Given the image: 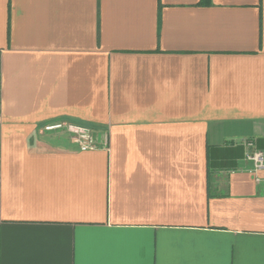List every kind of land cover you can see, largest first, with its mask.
Instances as JSON below:
<instances>
[{
	"label": "crops",
	"instance_id": "crops-1",
	"mask_svg": "<svg viewBox=\"0 0 264 264\" xmlns=\"http://www.w3.org/2000/svg\"><path fill=\"white\" fill-rule=\"evenodd\" d=\"M255 151L264 0H0V264H264Z\"/></svg>",
	"mask_w": 264,
	"mask_h": 264
},
{
	"label": "built area",
	"instance_id": "built-area-1",
	"mask_svg": "<svg viewBox=\"0 0 264 264\" xmlns=\"http://www.w3.org/2000/svg\"><path fill=\"white\" fill-rule=\"evenodd\" d=\"M47 131H66L72 135V141L81 151L95 150L100 144L98 136L94 130L89 127L79 126L68 122H59L48 125L45 128ZM106 139V137H105ZM252 145V144H249ZM247 159L254 163V170L258 171L264 168V154L259 151L247 154Z\"/></svg>",
	"mask_w": 264,
	"mask_h": 264
}]
</instances>
